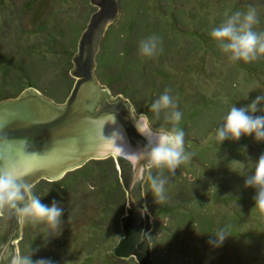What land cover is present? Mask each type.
I'll return each instance as SVG.
<instances>
[{"label": "rangeland", "instance_id": "374dc122", "mask_svg": "<svg viewBox=\"0 0 264 264\" xmlns=\"http://www.w3.org/2000/svg\"><path fill=\"white\" fill-rule=\"evenodd\" d=\"M86 1L85 3L84 0H0V35L3 36L0 40V61L8 63L5 68L10 71L8 74L12 78V85L9 88L5 82L7 79L5 73L0 71V95L2 97L9 95L5 93L6 90L3 91L4 89H8V92L15 91L18 86L25 85L26 81L33 82L32 84H37V86L41 84L43 87L34 89L44 96L47 94L44 92L45 89L50 90L51 94L53 92L58 94L61 88L60 82L62 83L61 72L67 71V66L59 62L62 57H65L64 50L55 49L54 46L48 44L47 64L37 63V59L28 58L21 50L22 47L28 48L37 57L36 53L39 54L40 50H35L34 44L36 43L38 48L41 45L44 46L46 37L50 38L53 32L60 38L61 47L67 45L71 51L76 53L79 38L91 14L95 11L89 0ZM118 1L120 10L115 22L121 17L123 11H125L124 21L129 25V29L138 25L134 24L136 21L141 22L139 24L142 27L137 31V34L140 33L139 41L143 38V30L147 28L146 32L161 35L160 41L165 32V39L172 42L174 48H184L181 59L177 55L172 59L173 65L180 72L178 74L169 73L170 77L174 78L176 88H188L190 89L188 92H193L192 86L197 88L200 86L201 95L211 99L204 111H200V116L203 117L204 113L207 119L205 127L212 128V132L204 137L185 130V148L191 153V160L181 165L174 175L170 174V180L177 186L169 192L166 191V200L163 203L168 202V210L172 209L175 213L172 216L173 219L171 215L160 211L163 203L156 204L151 193L143 196L146 212L152 224V229L146 233V236L152 238L147 240L152 264L159 262L160 264H264V213L255 207L256 190L244 187L246 178L244 175H251L254 171V169L251 170L252 163L264 154V143H257L252 137L242 136L239 141L227 140V144L223 143L218 146L214 138V129L222 126V118L233 104L238 108L246 107L257 95L264 94V83L260 82H264V73L261 67L255 64L259 61L255 60L256 62L251 63L230 61L221 51L218 42L209 35L212 28L219 26L225 19L226 13L232 14L240 9L246 10L249 6L257 7L259 18L264 20V0H146L151 4L144 0ZM143 3H146L143 7L147 14L146 21L145 16L141 17L143 19L141 21L138 18L139 6ZM164 6L167 7V12L161 9ZM160 12L164 13V23L156 19V16H160L158 15ZM178 16L181 18L180 23H177ZM200 19L203 20L201 25H199ZM42 20L44 25H47L46 31L41 30V26H37L38 21ZM68 22L71 25L61 34V29ZM74 25L82 29L77 39L70 33ZM181 25L189 30L188 36L185 34L176 36V33L174 35L172 27H181ZM110 27L111 25L106 33ZM18 29L23 30V38L16 33ZM256 31L264 32V25ZM19 42L22 44H18ZM129 42L125 34L116 47L124 51L125 46L131 47ZM20 45L23 46L20 48ZM19 50L23 57L17 54ZM167 52L163 48L162 53L159 51L153 57L141 56L140 65L138 64V67L136 65L135 70L131 72L141 77L143 73H146L148 66L147 71H150L152 76L148 77L147 73L144 77L142 76L143 82L140 84L143 87L151 79L163 82L162 76L165 73L157 75L154 73L159 66H163L162 61H165L160 57V53L163 56ZM12 53L9 60L8 57ZM134 55L140 56L138 48H134L131 52L128 49L126 56L131 58ZM106 64L104 77L108 75L111 77L121 71V67L118 69L116 63L112 64L107 61ZM164 66L166 67L167 64L164 63ZM170 66L172 65L168 63V67ZM2 67L1 64L0 68ZM72 68L68 69L66 78L71 80L73 88L75 80L70 75ZM247 68H250L251 72L247 71ZM97 69L98 63L96 62L95 74L98 78ZM231 80L237 84L235 90L227 87L232 85ZM117 81L111 85V89L108 85L99 82L110 90L112 97H116L113 92H117L125 84L122 83V85ZM71 90V87L68 89L65 86L67 94L63 101L69 97ZM237 90L244 92L245 95L241 92L238 94ZM247 94L248 98L243 99ZM119 96L122 95L119 94ZM145 98L143 95L144 102L141 108L148 110L151 102L145 101ZM261 107H264V104ZM136 113L144 112L136 110ZM255 115H264V112L258 111ZM245 141L259 147H253L252 150V147L247 145L242 154V151L238 149ZM222 150L226 156H222ZM252 152L253 155H250ZM165 174L167 175V172ZM145 183L146 181L143 194L147 190ZM75 198L85 203L84 216L98 219L100 208L93 199L88 186L82 188ZM59 205L65 212L68 211L67 203H59ZM191 215L197 220L196 223L188 219ZM125 216H127L126 211L123 217ZM63 224L58 238H48L52 240V244L44 241L39 242V248L35 251L31 248L33 261L34 259H48L52 261V264H142L138 253L118 256V243L124 238V234L117 233L112 225L101 227V233H105L106 237L96 238V234L94 236L96 232L88 228L86 219H80L71 225ZM211 224L214 227L213 235L221 229L230 235L219 248H213L208 243L210 234L206 228L211 227ZM163 228L169 229L170 236H167L168 232H162Z\"/></svg>", "mask_w": 264, "mask_h": 264}, {"label": "water", "instance_id": "95a60500", "mask_svg": "<svg viewBox=\"0 0 264 264\" xmlns=\"http://www.w3.org/2000/svg\"><path fill=\"white\" fill-rule=\"evenodd\" d=\"M89 2L95 11L72 58L70 75L75 83L66 101L56 103L35 89L0 101V139L12 143L11 152L0 155V168L13 169L31 189L40 180H61L90 160L114 158L127 196L118 256L138 253L142 264H152L147 239H141L152 229L147 212L142 214L144 183L135 182L139 165L134 168L128 159L148 140L138 131L139 114L133 104L122 96L112 97L95 74L100 43L118 17L120 5L118 0ZM128 221L134 229L129 233ZM22 229L23 223L13 219L7 230L0 232V242L11 241L19 251Z\"/></svg>", "mask_w": 264, "mask_h": 264}, {"label": "trees", "instance_id": "16d2710c", "mask_svg": "<svg viewBox=\"0 0 264 264\" xmlns=\"http://www.w3.org/2000/svg\"><path fill=\"white\" fill-rule=\"evenodd\" d=\"M85 3L87 2L86 0H84ZM145 2L151 4V0L150 1H146ZM120 5V4H119ZM146 5V3H143L142 5H140V13L138 18L141 20H143L141 17L145 18L146 21V17L147 14L145 12V10L143 9V7ZM153 5V4H152ZM151 5V6H152ZM161 9H164V11L167 12V7H161ZM239 11H244L243 9L239 10ZM94 12V11H93ZM123 14L121 15V17L114 22L113 24H111V27L109 28L108 32L105 34L102 42H101V46H100V50L96 56V62L98 63V80L102 83V84H106L109 86V88L111 89V85H114L115 81H117L118 83L122 84V88H120L117 92H113V94L115 96H119L122 95L125 98H128L135 106L136 110H138L139 112H144L146 113L150 118L153 119V125L160 127V126H165V127H171L172 125L170 123H168L166 121V117L164 113H161L159 118H155L153 116V114L146 109H142L141 105L144 102L143 99V95L146 97L145 101L147 100V102H153L155 99H157L165 90L170 89L171 90V94L173 95V97L177 100L178 103V110L182 111L184 113L183 118H182V123L180 122V128L182 130H188V132H194L196 134H200L201 136L203 135L204 137L212 132V128H206V117L204 116L203 113V117L200 116V111H204V109L207 107L208 102L211 101V99L205 98L204 96L201 95L200 90L201 87L199 86V88L195 87V86H188L191 87L193 92L190 91L188 92L190 89H184V88H176V85L174 84V78L170 77L169 73H174L176 72L177 74L180 72L178 70V68L173 65V56L179 57L180 59L183 56V51L182 49L184 48H174L172 46V42L168 41L165 39V32L162 35V41L160 44V48H161V53H162V49L164 48L166 50L167 53H165V55L162 56V54L160 53V57L163 58V60H165L163 63V66H159L157 68V71L154 73L155 75H157L158 73H162L164 72V76L163 77V82L161 81H155L153 79H151V81L146 84L145 87L142 86V84H140L142 81V76L144 77V74H146L148 77L150 75V77L152 76V73H150V71L148 72V66L146 68V73H143L141 77H139L137 74H132L131 71L135 70L136 65L138 67V64L140 65V61H141V55L140 56H135L131 57L132 55H130L129 57L126 56V53L128 52V49L130 50V52L134 49V48H138L139 45V40H140V33L137 34L138 28L141 29V22L136 21L134 24L137 25L134 28L131 27L129 29V25L127 23H125V15ZM158 15H160L159 17L156 16V19H158L157 21L159 22L161 20V22L164 23V13L160 12ZM180 17L178 16V22L180 23ZM201 20V19H200ZM259 27L261 25H264V20L259 18ZM203 22V20H201L199 22V25H201ZM38 25L37 26H41V30H45L47 29V25H44V21H38ZM41 23V24H40ZM157 23V22H155ZM154 23V24H155ZM176 24V23H175ZM71 23L68 22V24L61 29V34L63 32H65L66 28L68 26H70ZM196 25V24H193ZM150 26V25H148ZM257 25L255 26L254 30H257L259 28ZM174 30V35L176 33V36H188L189 35V30L187 28H183V26L181 25V27L179 26H173L172 27ZM145 28L143 30V38L145 39L148 36H151L153 32L147 31L146 32ZM199 29V28H198ZM19 31H16V33L18 34V36L21 38H23V30L21 31V29H18ZM81 28L79 29L78 27H76V25H74V27L72 28V30L70 31L71 35H73V37H76L75 39H77L80 36L81 33ZM194 32H198L196 30H193ZM145 33V34H144ZM127 35L128 40L130 41V46L131 47H126L123 51V49L116 47L117 43L119 41L123 40L124 35ZM156 36H159V38L161 37V35H158L153 33ZM60 36V35H59ZM3 36L0 35V40L3 39ZM60 38H58L56 36L55 33L51 32V37L48 38L46 37L45 39V44L44 46H40V48L37 47V44H34L35 50H40L39 54L36 53L37 57H35L32 53V51L28 48H23V45H20V48L22 47V52L28 57V58H32L37 59V63H46L47 62V47L48 44L49 46H54L55 49L58 50H64V54L65 57H62V59H60V63L65 64L67 66V71L65 72H61V80L62 83L60 82L61 88L60 91L58 92V94H56L55 92H53V94L50 93V90L45 89L44 92L47 93L46 96H49L50 98H52L54 101L59 102V103H64L65 101L64 98L66 96V92H65V86L68 87V89L71 86V80L69 78H66V75L68 74V69L73 67L72 64V58L74 56V51H71V49H69V47L67 45H64L61 47L62 44H60L61 42L59 41ZM115 39V40H113ZM175 39V38H174ZM108 40V41H107ZM113 40V41H112ZM18 44H22V42H19ZM33 47V46H32ZM75 50V49H74ZM20 50L17 52V54L20 57H23L22 52ZM13 53L10 54L9 60L11 59ZM14 56H15V52H14ZM16 57V56H15ZM14 57V58H15ZM107 61L109 63H116L118 69L121 67V71L119 73H115L113 75H111V77H109V75L106 77H104V70L106 69V63ZM256 61H259L257 63H255L256 65H258L259 67H261V71L264 73V57H260L259 59H257ZM255 61V62H256ZM0 63L3 65L2 68H0V71H3L5 73L6 76V85L10 88V86L12 85V78L11 75H9L8 73L10 72L7 68H5V66L8 63H3L0 61ZM39 63V64H40ZM167 64V66H164ZM168 63L172 66L168 67ZM0 64V65H1ZM47 64V63H46ZM106 64V65H105ZM18 67V65H17ZM20 67V65H19ZM46 67V66H45ZM141 68V67H140ZM117 69V70H118ZM253 70V69H251ZM247 71H250V68H247ZM67 73V74H66ZM252 75H255L253 73H251ZM261 75V74H259ZM106 79V80H105ZM247 80V78L245 79ZM261 83H264L262 81H260ZM22 83H24L22 81ZM33 83V82H32ZM30 81H26L22 86H18L15 91L12 92H8V89H4L3 91H5V93L9 94L8 96H4L2 97L0 95V101L4 100V99H10V98H16L18 97L24 90H27L29 88L34 89V88H41L43 86L38 85H33ZM230 83L232 85H228L227 87L230 88L231 90L234 89L237 84H235L234 80H231ZM235 85V86H234ZM235 90V89H234ZM65 92V93H64ZM233 92V91H232ZM238 94L241 92L239 90H237ZM44 93V94H45ZM55 93V94H54ZM199 94V96H198ZM241 94L245 95L244 92H241ZM150 96V98H149ZM190 96H194L193 98ZM229 98V97H228ZM226 98V100L228 99ZM223 100V99H222ZM214 115V112L212 111V116ZM157 120H155V119ZM199 135V136H200ZM215 144V143H214ZM218 144V143H217ZM224 144H227L226 141L224 142ZM250 145L252 147L258 148L259 146L253 145L251 142L250 144L247 143L246 141L243 142V144H240V148L238 149L239 151H242V154L244 153V148ZM225 147V145H223ZM223 147V149H224ZM225 151V149H224ZM247 152V151H246ZM221 154V153H220ZM226 153L223 152L222 150V156L225 155ZM250 155H253V152L250 153ZM249 155V157H250ZM226 156V155H225ZM226 158V157H225ZM224 158V159H225ZM231 159V158H229ZM230 162V161H229ZM226 163V162H225ZM228 163V162H227ZM167 175L169 176V183L167 185V190L166 191H170L172 190V188H174L175 186H177V184H173V182L170 180V174L167 173ZM182 182V181H181ZM181 182H179V184H181ZM86 186L89 187V191L90 193H92L93 195V199L96 201L97 206L100 208V215L98 216V219H91L90 217L88 218L87 216H84L85 214V203L82 202L79 198H75V195L80 192V190L82 188H85ZM92 186V188L90 187ZM147 181L145 183V189H147ZM32 192L34 194H36L37 196L42 197V202L45 204H52V203H63L66 204L68 206V211L67 212H63L62 215V224H66V225H71L73 222L78 221L80 219H86V224L88 226L89 229H91L94 233V236L96 234V238H104L105 233H101V227H103L104 225H112L113 227H115V231L117 233H123L124 231H122V227H123V221L124 218V213L126 211V206H127V196H126V192L123 188V185L120 181V177H119V171L117 169V165L116 162L114 160V158L109 157L106 159H102V160H90L88 161L84 166H82L79 169H76L74 171L68 172L61 180L58 181H54V182H48L46 180H40L39 182H37L32 188H31ZM168 202H166L165 204H161L160 206V211L162 213H166L171 215V217L175 214L173 213L172 209L168 210L167 207ZM173 219V217H172ZM188 219L193 222L196 223L197 220L191 215L190 217H188ZM202 219V218H200ZM203 219H205V217H203ZM199 222V220H198ZM212 223V222H211ZM63 224V225H64ZM199 224V223H198ZM126 226V225H125ZM199 226V225H198ZM213 224H211V227H207L206 231H208V234L213 235ZM155 229V227H154ZM164 230V231H163ZM169 229L163 228L162 232H168ZM167 236H170V233H167ZM104 236V237H103ZM44 241H48L51 242V244L53 243L52 240H48L46 239V232L43 229L42 225H26L24 224L23 226V235L21 237V240L19 241V252L21 253H28L29 251L31 252V250L33 249V251H35L36 249L39 248V242H44ZM32 248V249H31ZM32 253V252H31ZM156 254V253H155ZM33 258V256L31 257ZM35 261V259H34ZM157 264H160L157 263Z\"/></svg>", "mask_w": 264, "mask_h": 264}, {"label": "clouds", "instance_id": "9594fccd", "mask_svg": "<svg viewBox=\"0 0 264 264\" xmlns=\"http://www.w3.org/2000/svg\"><path fill=\"white\" fill-rule=\"evenodd\" d=\"M259 22L257 7L249 6L244 11L226 13L225 19L219 26L212 28L209 35L218 42L221 51L230 61L251 63L264 56V32L254 30ZM160 44L161 41L156 35L142 39L138 45L139 55L149 58L157 55L161 50ZM248 94L243 99L246 100ZM262 104L264 94L257 95L246 107L238 108L233 104L223 116L222 126L214 129L218 146L227 140L239 141L242 136L264 143V115H255L258 111L264 112ZM130 111L136 114L132 108ZM149 111L155 118L164 113L166 121L172 126L154 127L152 118L146 113L139 114L138 131L146 136L148 142L139 152L129 154L128 159L134 168L137 169L139 165L135 182L143 184L147 181V190L141 196L151 193L157 204L166 200L169 176L165 173L174 175L181 165L191 160V153L186 151L185 132L179 127L184 113L178 110L177 100L170 89L165 90L151 103ZM11 149L12 143L7 138L0 139V155L7 156ZM117 149L125 153L122 149ZM253 169L251 175H244V187L256 190L255 207L264 213V154L252 163L251 170ZM146 211L144 208L142 214ZM63 212L64 209L58 203H43L42 197L34 194L13 169L0 168V232L6 231L14 219L17 223L26 225H42L46 239L58 238L62 231ZM229 237L221 229L209 236L208 243L213 248H219ZM141 239L149 241L152 238L142 234ZM31 257L30 251L21 253L15 250L11 241L0 242V264H52L48 259L33 261Z\"/></svg>", "mask_w": 264, "mask_h": 264}, {"label": "flooded vegetation", "instance_id": "af4514ba", "mask_svg": "<svg viewBox=\"0 0 264 264\" xmlns=\"http://www.w3.org/2000/svg\"><path fill=\"white\" fill-rule=\"evenodd\" d=\"M128 229H127V233H129L130 231H131V228H132V230H134L133 229V227H132V224L128 221ZM127 249H125V251H126Z\"/></svg>", "mask_w": 264, "mask_h": 264}]
</instances>
